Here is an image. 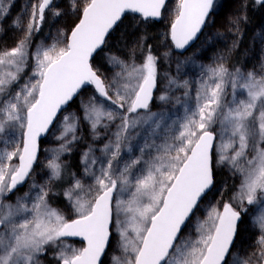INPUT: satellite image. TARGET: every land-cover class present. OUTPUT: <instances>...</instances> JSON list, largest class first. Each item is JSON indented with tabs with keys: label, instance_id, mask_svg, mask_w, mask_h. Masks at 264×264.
Segmentation results:
<instances>
[{
	"label": "snow or ice",
	"instance_id": "snow-or-ice-1",
	"mask_svg": "<svg viewBox=\"0 0 264 264\" xmlns=\"http://www.w3.org/2000/svg\"><path fill=\"white\" fill-rule=\"evenodd\" d=\"M69 3L78 22L67 34L58 31L51 46L37 49L32 75L19 91L12 92L10 87L28 64L33 33L45 23L46 10L61 16L53 0H36L26 23L19 17L13 21L22 36L15 47L0 51V140L14 145L12 151H0V200L29 176L37 160L38 140L54 126L62 107L84 96L90 86L91 94L80 100V108L93 138H99L98 128H107L117 119L120 123L115 139L101 149L107 159L100 161L98 173L91 171L97 163L90 156L91 147L83 155L85 173L92 183L86 186L76 179L64 193L75 218L66 219L49 207L46 186L40 188L30 207L29 193L15 206L0 203V264H42L46 246L58 247L62 237H80L86 246L60 248L59 264H104L102 257L114 238L121 255H114L111 264H264V214L254 220L259 230L254 250L233 256L242 214L247 211L244 202L264 207V72L230 71L218 62L209 69L212 83H203L197 93L195 109L185 107L183 119L164 143L145 140L140 155H130L121 167L122 145L131 153V146L125 143L130 129L148 125L149 135L154 136L162 125L171 128L177 121L168 124L171 118L163 111H151L156 100L168 103L170 96L168 91L156 95L160 57L145 44L146 34L135 40L128 58H107V63L120 69L110 78L104 75L106 65L96 61L108 49L126 14H134L133 20L147 27V22L163 17L166 0ZM255 3L264 7V0ZM213 6L214 0H179L167 34L175 49H185L196 38ZM10 7V0H0V21ZM239 19L233 24L238 25ZM137 51L142 53L139 63ZM163 55L167 58L171 52ZM165 79L169 90L187 87V81L181 84L168 74ZM227 85L232 88L231 101L226 99ZM238 90L244 98H237ZM70 119L75 122L78 117H64V131L57 137L64 141L61 150H67V144L76 139H66L69 132H75ZM216 124L220 125L218 132L213 127ZM146 148L155 154H146ZM14 158L18 163H11ZM221 166L243 176L234 198L237 204L224 203L222 210L211 206L206 219L197 224L199 236L193 241L184 236V229L213 188L216 169ZM48 167L50 180L61 178L59 164L51 162Z\"/></svg>",
	"mask_w": 264,
	"mask_h": 264
},
{
	"label": "trees",
	"instance_id": "trees-1",
	"mask_svg": "<svg viewBox=\"0 0 264 264\" xmlns=\"http://www.w3.org/2000/svg\"><path fill=\"white\" fill-rule=\"evenodd\" d=\"M178 2L179 0H168L164 11L165 16L163 15L158 22H147V27L140 26L134 21L132 14H126L109 41L108 49L102 54V57L97 58L96 63L106 65L107 70L104 71V75L110 78L113 74L119 72L120 69L107 63V58L109 56H118L121 59L128 58L135 40L140 35L146 34L147 40L145 44L151 45L153 53L160 57L158 60V79L160 82L156 95L168 91L170 96L168 103L162 104L156 100L151 105V111H163L171 118L166 122L168 124H171L172 120L177 121V124H171V128H165L162 125L160 129H157L154 136L149 135L148 125H138L136 128L130 129L125 143L131 146V153L122 145L121 167L130 155H140L139 148L144 146L145 140L149 144L153 142L157 145L164 143L165 138L169 137L176 130L178 123L183 119L185 107L195 109L197 93L202 89L203 83H212L209 80V69L216 66L218 62H223L230 71L240 68L244 72L254 70L258 75L264 72V68H262L264 66V7L255 3V0H215L210 18L206 21L197 41L185 52L177 53L173 50L167 34L170 31V24L174 18ZM10 3L9 14L3 21H0V51L16 46L17 41L22 36V30L14 27L13 21L19 17L26 23L28 15L31 12V5L36 3V0H10ZM53 5L61 11V16L55 17L52 12L46 10L45 23L40 27L38 32L32 35L31 44L28 49L30 54L28 64L24 71L20 73L19 80L11 85L10 91L12 92L19 91L20 86L28 82L29 77H31L35 65L32 57L37 49L51 46L58 31H63L67 34L78 22L77 14L69 10V8L71 9L69 0H53ZM166 10L170 11V13L168 12L167 14ZM238 17L240 18L239 23L238 25H234L233 21ZM237 27L239 31L236 30ZM234 42L236 43V47H233ZM165 51L171 52V55L167 58L163 55ZM141 55L140 51L136 52L137 63L140 62L139 58ZM178 62L180 64L179 71H177ZM165 74L175 77L181 84L187 81V87L167 89ZM91 91L90 86L89 91L85 92L84 96L75 98L59 115L48 135L39 143L38 160L25 184L2 198L0 203L15 206L19 198L24 197L25 193H29L27 203L30 207L40 188L46 186L49 189L47 198L49 207L62 213L66 219L75 218L76 214L64 193L76 179H80L86 186L92 183L91 176L85 173V165L82 162L83 155L91 147L90 156L97 158V163L92 167L91 171L98 173L100 161L107 159L101 149L110 140L115 139L114 134L117 132L120 123L119 119H117L110 123L107 128H98L97 131L100 133L99 138H93L90 126L82 119V110L80 108V100L90 95ZM186 92L188 93L187 96L185 95ZM226 92V99L231 101L232 88L230 85L226 86ZM237 98H244L239 95V90ZM65 116L78 117L75 122L71 119V121L69 120V123H75V132H69L66 137V139H70L72 136H75L76 139L67 144V150H61L60 146L64 141L57 139V137L64 131ZM213 127L218 132L220 125L216 124ZM54 137L56 138L53 139ZM19 139L20 136L17 133V141ZM215 143L218 145L219 139ZM13 147V144L9 143L5 145L0 140V151H12ZM148 152L155 154L153 149L146 148L145 153L147 154ZM51 162L61 166V178L58 180H50L52 170L48 165ZM11 163L16 164L17 159L14 158ZM242 179L241 173L234 172L229 167L221 166L216 169L213 188L208 192L204 202L200 205V210L191 219V223L184 229V236L186 238H190L193 241L198 238L197 224L206 219L207 210L211 206L222 210L224 203L237 204V200L234 197H237L240 192ZM124 196L126 198L127 194H124ZM246 212L242 214V220L239 224L238 238L236 240V248L233 250V256L237 252L241 253V255L250 254L255 248L254 238L259 230L255 224H252L248 220ZM61 240L64 247L82 248V244L77 241L63 238ZM57 245L59 246H46L47 250L41 257L42 264H59V261L55 257L62 245L59 241ZM114 245L115 238L112 240V246L108 249L103 259L104 264H107L117 254V245Z\"/></svg>",
	"mask_w": 264,
	"mask_h": 264
},
{
	"label": "water",
	"instance_id": "water-1",
	"mask_svg": "<svg viewBox=\"0 0 264 264\" xmlns=\"http://www.w3.org/2000/svg\"><path fill=\"white\" fill-rule=\"evenodd\" d=\"M167 2H168V0H166V4H167ZM214 2H215V0H214ZM210 13H211V12H210ZM132 15H134V14H132ZM135 15H138V14H135ZM158 21H159V20H156L155 22H158ZM203 29H204V26L202 27L201 32H200V33H197L196 38H194L192 41H190L189 44L185 47V49H175L174 45H172L174 51L177 52V53H183V52H185L188 48H190V47H191V46L197 41V39L199 38V36H200V34L202 33ZM169 39H170V36H169ZM170 42H171V40H170ZM171 44H172V43H171ZM74 99H75V98H74ZM71 102H72V101H71ZM71 102H69V104H70ZM69 104H68V105H69ZM68 105L63 106L62 109H61V112H62V111L68 106ZM141 111H143V110H141ZM61 112H60V113H61ZM60 113H58L57 117L60 115ZM54 123H55V121H54ZM51 128H52V127H51ZM51 128H50V130H51ZM50 130H49V131H50ZM48 133H49V132H48ZM48 133L43 134V135L39 138V140H38L37 159H38V156H39V143H40V141H41L42 139H44V138L48 135ZM36 161H37V160H36ZM35 163H36V162H35ZM35 163L33 164V167H34ZM29 174H30V173H29ZM28 177H29V176H28ZM28 177L25 179V181H24L22 184L17 185V188L23 186V185L25 184V182L27 181ZM17 188H16V189H17ZM16 189H14L13 192L16 191ZM63 238H64V239H67V240H74V241H77V242H79V243L82 244V247H85V246H86V242L83 241L80 237H63ZM106 251L108 252V249H107ZM104 258H105V256L102 257V260H103Z\"/></svg>",
	"mask_w": 264,
	"mask_h": 264
},
{
	"label": "rangeland",
	"instance_id": "rangeland-1",
	"mask_svg": "<svg viewBox=\"0 0 264 264\" xmlns=\"http://www.w3.org/2000/svg\"><path fill=\"white\" fill-rule=\"evenodd\" d=\"M69 10L70 11H72V9H70L69 8ZM168 12L170 13V11H168V10H166V13L168 14ZM164 16H165V14H164ZM174 17H175V14H174ZM174 19V18H173ZM56 37H57V35H56ZM56 37L53 39V41H52V44L55 42V40H56ZM61 39H63V37H61ZM67 108V107H66ZM65 108V109H66ZM64 109V110H65ZM63 110V111H64ZM62 111V112H63ZM61 112V113H62ZM60 113V114H61ZM59 117V116H58ZM57 117V118H58ZM50 132V131H49ZM39 157V156H38ZM38 160V159H37ZM37 162V161H36ZM17 163H18V160H17ZM235 198V197H234ZM247 205V206H246ZM244 207L247 209V216H248V220L252 223V224H254V220H255V218L256 217H258V216H260L261 214H264V207H261V205L259 204V203H254L253 205H248L247 204V202L245 201L244 202ZM245 213V212H244ZM116 240H117V238H115V245H117V242H116ZM81 244V243H80ZM62 246L60 247V248H63L64 246H63V243L61 244ZM114 245V246H115ZM66 247V246H65ZM67 247H69V246H67ZM60 248H59V250H60ZM117 249V251H116V255H121V252H120V250H119V248L117 247L116 248ZM59 250H58V252H59ZM58 252H57V254H56V256L58 255ZM55 259H56V257H55ZM57 260V259H56ZM58 261V260H57ZM107 264H111V260L107 263Z\"/></svg>",
	"mask_w": 264,
	"mask_h": 264
},
{
	"label": "bare ground",
	"instance_id": "bare-ground-1",
	"mask_svg": "<svg viewBox=\"0 0 264 264\" xmlns=\"http://www.w3.org/2000/svg\"><path fill=\"white\" fill-rule=\"evenodd\" d=\"M78 114H79V113H78ZM78 114H77V115H78ZM80 115H81V114H80ZM70 121H71V120H70ZM63 126H64V124H63ZM61 131H62V130H61ZM55 138H56V137H54L53 139H55ZM51 139H52V138H51ZM51 139H50V140H51ZM54 142H55V141H54ZM55 143H56V142H55ZM246 206H247V205H246Z\"/></svg>",
	"mask_w": 264,
	"mask_h": 264
}]
</instances>
